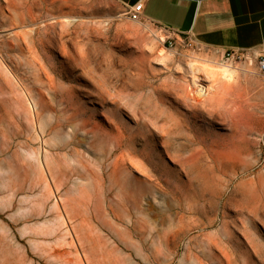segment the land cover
<instances>
[{"label":"rangeland","instance_id":"rangeland-1","mask_svg":"<svg viewBox=\"0 0 264 264\" xmlns=\"http://www.w3.org/2000/svg\"><path fill=\"white\" fill-rule=\"evenodd\" d=\"M72 1L0 0V264H264L254 56L232 61L250 70L240 86L188 96L186 58L221 53L185 35L165 48L149 22ZM157 96L207 157L239 143L237 159L196 183L161 144L144 102Z\"/></svg>","mask_w":264,"mask_h":264},{"label":"crops","instance_id":"crops-1","mask_svg":"<svg viewBox=\"0 0 264 264\" xmlns=\"http://www.w3.org/2000/svg\"><path fill=\"white\" fill-rule=\"evenodd\" d=\"M138 1L143 4L142 19L153 25L162 35L174 37L176 41L184 35H189L201 46L215 49L219 53L234 47L255 51L264 49V0L72 2H77L76 9L79 12L105 21L122 17L128 8ZM62 4L65 5V1Z\"/></svg>","mask_w":264,"mask_h":264},{"label":"bare ground","instance_id":"bare-ground-1","mask_svg":"<svg viewBox=\"0 0 264 264\" xmlns=\"http://www.w3.org/2000/svg\"><path fill=\"white\" fill-rule=\"evenodd\" d=\"M60 22L63 27H67L75 22V20L73 18H64V20ZM136 31L137 29L134 27L127 28L125 35L131 36L133 33H136ZM163 39L164 35L158 36L159 42L162 43ZM92 48H94V51L97 49L95 45H93ZM256 52H258V50H256ZM186 59L183 71L185 78L181 81V85L188 96L192 93L193 96H198L200 99H208L209 96L218 94L221 95V93H226L232 88L240 86L244 82L246 73L250 72V70L246 69L243 65L240 66L233 62L228 63V61L227 64H218L213 60L200 57L199 55H189ZM152 99L153 98L149 97L148 99H145L144 102L152 106L154 117L160 118L157 123L155 121L154 122L158 131V137L164 139L161 144L168 151V154L172 159H179L180 164L186 172L193 175V179L196 183L202 180L206 173H208L209 162H218L227 166L228 163L237 159L236 157L239 152V143H232L231 146L229 145L230 147L221 146L222 148L215 150L213 148L211 156H208L210 160H208L206 152L202 147L197 146L198 142L195 139L190 138L187 134H181L178 132L180 130L179 128H181L179 125L181 121V114L177 111L170 113L169 109L162 107L161 105L164 104V100L160 96H157L155 100ZM194 99L196 100V98ZM256 199H258V197Z\"/></svg>","mask_w":264,"mask_h":264},{"label":"built area","instance_id":"built-area-1","mask_svg":"<svg viewBox=\"0 0 264 264\" xmlns=\"http://www.w3.org/2000/svg\"><path fill=\"white\" fill-rule=\"evenodd\" d=\"M143 12V4L138 1L134 5L128 8L126 14L129 19L133 21H140L142 19ZM185 38L191 43L198 44L191 36L185 35ZM162 44L165 48H175L177 46L176 38L167 37L164 35V39L162 40ZM222 58L226 61H235V60H248L251 56H254L256 61L258 71L264 76V49L255 50L244 49L239 47L230 48L228 50H224L222 53Z\"/></svg>","mask_w":264,"mask_h":264}]
</instances>
